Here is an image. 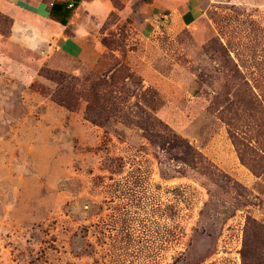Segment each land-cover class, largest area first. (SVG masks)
I'll list each match as a JSON object with an SVG mask.
<instances>
[{"label": "rangeland", "instance_id": "obj_1", "mask_svg": "<svg viewBox=\"0 0 264 264\" xmlns=\"http://www.w3.org/2000/svg\"><path fill=\"white\" fill-rule=\"evenodd\" d=\"M107 1L62 27L0 0V264H242L264 223V0H203L191 25L180 0ZM43 69L75 79L72 108ZM143 110L205 161L153 145Z\"/></svg>", "mask_w": 264, "mask_h": 264}, {"label": "trees", "instance_id": "obj_2", "mask_svg": "<svg viewBox=\"0 0 264 264\" xmlns=\"http://www.w3.org/2000/svg\"><path fill=\"white\" fill-rule=\"evenodd\" d=\"M82 1L51 0L48 6L49 17L62 26L67 27ZM102 42L107 46L110 44L106 37L102 38ZM42 74L56 81L58 84L57 89L52 94L53 99L68 108H72L74 106L75 79L72 76L51 69H43ZM133 78L135 77L131 73L125 77L128 80H132ZM95 108L100 110L99 113L95 112ZM104 112V107L102 105H96V99L94 97L92 100H89L86 116L90 120L98 124H103L104 121L102 118L104 117L102 116H105ZM137 125L143 130L145 137L153 145H157L162 150L181 148L183 156L180 158L184 163L196 166L205 161L204 155L194 148L187 139L172 132L161 120L156 119L149 112L143 110L138 115ZM234 184L236 187L243 188L236 181ZM241 259L242 264H264V223L252 216H248L246 221Z\"/></svg>", "mask_w": 264, "mask_h": 264}, {"label": "crops", "instance_id": "obj_3", "mask_svg": "<svg viewBox=\"0 0 264 264\" xmlns=\"http://www.w3.org/2000/svg\"><path fill=\"white\" fill-rule=\"evenodd\" d=\"M95 1H98V0H83L81 4L79 5V7L76 9V12L74 15L79 16L83 12H86L87 14H89L90 16H93L94 18L105 19L106 16L112 11V6L107 0H99V1H102V4H104L105 8H104L103 15L98 16L96 9L92 7L95 4ZM40 3L41 5H43L42 7L43 13H45L47 16L46 18L50 20L48 16L47 7L45 6L46 4L42 0H40ZM36 8L39 9L38 6H36ZM170 9H171L170 16L172 17V19L176 17L180 19L181 23L185 25H191L194 22H196V20L198 19L200 15V12L203 9V0H180L177 2L175 6L170 7ZM74 17L75 16H73V18ZM73 18L70 21V24L68 26L71 25V22L73 24L74 22ZM55 23L61 25L58 22H55ZM77 29L78 31H81V29H84V28L79 26Z\"/></svg>", "mask_w": 264, "mask_h": 264}]
</instances>
